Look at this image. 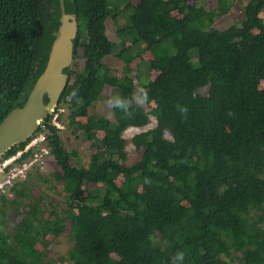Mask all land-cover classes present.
<instances>
[{"label":"trees","instance_id":"trees-1","mask_svg":"<svg viewBox=\"0 0 264 264\" xmlns=\"http://www.w3.org/2000/svg\"><path fill=\"white\" fill-rule=\"evenodd\" d=\"M213 1L64 0L78 34L58 104H68L67 128L88 143L89 161L45 120L64 202L27 199V183L0 193V264H61L46 259L44 240L62 226L72 242L62 260L72 264H264V0ZM236 1L240 23L205 28ZM58 4L0 0V122L46 63ZM110 7L118 42L106 35ZM108 56L125 63L121 73L111 74ZM137 59L149 113L134 101ZM106 96L113 120L91 109ZM149 115L155 125L132 137L140 158L127 164L123 133Z\"/></svg>","mask_w":264,"mask_h":264},{"label":"rangeland","instance_id":"rangeland-1","mask_svg":"<svg viewBox=\"0 0 264 264\" xmlns=\"http://www.w3.org/2000/svg\"><path fill=\"white\" fill-rule=\"evenodd\" d=\"M116 1V0H115ZM213 0H203L204 3L210 2ZM210 5H213L215 8L216 4L215 1L211 2ZM241 2L236 1L233 5L230 7V11L226 14H221L214 18L213 23L209 24L207 23L205 25V28L213 27L216 29H226L227 27L240 23V20L242 19L241 15ZM113 7L109 8V11L107 12V19H106V35L108 36L109 40L112 42H118V39L116 37V30L118 28V25L115 23L112 13ZM118 20L117 21H123L124 15H117ZM245 47L244 45H242ZM132 51V50H131ZM78 54H82V48L80 47L78 49ZM139 61V67L133 62L130 65L131 72L129 73L132 77H137L140 74L138 85H136L134 90V101L142 106L146 112H150L151 107L146 103L143 102V99L140 95L142 89L140 87L139 82H142L147 79L146 74V65L145 62L142 60L137 59ZM75 61H73V64L71 66V69L74 65ZM103 63L111 69L112 75H117L118 73H121L124 70L125 63L120 60L119 58H116L114 56H108L103 59ZM79 67H82V61L79 62ZM207 87H204L200 90L201 93H205ZM264 88V84L262 86ZM114 99L110 96H106L104 98H101L97 100L93 107L91 108L96 114L100 116H104L109 120H113V114H112V106H113ZM64 116L62 117L63 120H66L71 114V111L69 107L67 109L63 110ZM150 122L147 126L143 128H128L124 131L123 137L125 139V150L127 152V164L135 163L139 160L140 156L139 153L136 151L134 145L131 142L132 137L139 132L146 131L150 128H152L155 125V119L149 115ZM68 119L64 123L68 126ZM42 124H40L41 126ZM60 137L62 138L66 148L68 149H75L78 157L80 158L81 165H86L89 161V154H90V148L88 146V143L80 142L81 140H78L74 138L70 134V130L68 128H65L64 131L60 132ZM166 137L170 138L169 134L166 133ZM52 157V156H51ZM53 158V157H52ZM53 162H51V159H49L47 166L45 167L43 174L45 175V178L47 181L39 180V177L36 176V174L31 175L29 179H27V185L32 184L29 186V190L27 189V185L24 187L25 194L28 196L27 199H36V197H43L44 200H41L40 204L47 205L51 199L55 200V204L57 205L56 208H62L60 204L64 202L63 197V186L59 183H56L54 179L51 177L53 172ZM24 186V185H23ZM10 191H7L6 194H9ZM27 199L25 200V204L27 203ZM45 201V202H44ZM27 207L25 205H22L19 211H26ZM13 211V210H12ZM59 211V210H58ZM14 215L11 213V215ZM51 215L53 213L51 212ZM54 216V215H53ZM22 219V215L19 216L16 221H19ZM62 230H57L55 233L48 234L44 240V242L48 243V255L46 259H52L53 261L57 262L59 261L61 264H72L70 261H63L62 257L71 249L72 242L69 240V232H68V226L64 227L62 226ZM43 246L46 247L44 244Z\"/></svg>","mask_w":264,"mask_h":264},{"label":"water","instance_id":"water-1","mask_svg":"<svg viewBox=\"0 0 264 264\" xmlns=\"http://www.w3.org/2000/svg\"><path fill=\"white\" fill-rule=\"evenodd\" d=\"M58 14V25L52 32L42 71L33 83L26 85L30 90L28 96L20 97L19 103H15L0 122V158L39 129L55 110L66 88L74 61L78 20L75 13L65 11L64 0H59Z\"/></svg>","mask_w":264,"mask_h":264},{"label":"built area","instance_id":"built-area-1","mask_svg":"<svg viewBox=\"0 0 264 264\" xmlns=\"http://www.w3.org/2000/svg\"><path fill=\"white\" fill-rule=\"evenodd\" d=\"M56 117L57 114L54 115L52 123L64 131V125L57 123ZM49 158L50 148L47 144L46 132L33 135L14 154L0 159V193H6L16 184L24 182L35 171L43 172Z\"/></svg>","mask_w":264,"mask_h":264},{"label":"clouds","instance_id":"clouds-1","mask_svg":"<svg viewBox=\"0 0 264 264\" xmlns=\"http://www.w3.org/2000/svg\"><path fill=\"white\" fill-rule=\"evenodd\" d=\"M69 79V78H68ZM142 91L144 92V90L142 89ZM72 95L73 96H75L76 95V93H75V91L72 93ZM143 102H145L146 100H147V95H146V93L144 92V95H143ZM116 107H120V108H123L124 107V104L122 103V102H120L119 100H117L116 101V105H115ZM67 107H68V104H66V103H63V102H61L60 104H57V106H56V108H55V110L53 111V113H51V114H49V117L47 116V118H48V120H47V118L45 119V120H47L48 121V125H50V126H52L54 129H56V130H58V134H60V132H62L59 128H57V126L55 125V124H53L52 123V119H53V117H54V115L55 114H57L58 115V117H56V122L57 123H59V124H62V125H64V127L65 128H67V125L64 123L65 121H67V119L68 118H66V120H63L62 119V117L64 116V112L61 110V109H63V110H65V109H67ZM180 111H181V114L182 115H184V113H186L187 111H188V109H187V107H182L181 109H180ZM54 120V119H53ZM45 122V121H44ZM44 122L42 123V125L39 127V129H41L42 128V126H43V124H44ZM39 129L34 133V134H32L28 139H27V141L33 136V135H35V134H37V133H39V132H46V139H47V135H48V131H47V129L46 128H43L42 130H40L39 131ZM39 131V132H38ZM26 141V142H27ZM26 142H24V143H22V144H26ZM47 144H48V142H47ZM23 145V146H24ZM49 146V145H48ZM50 148V147H49ZM15 152H16V150H15ZM14 152V153H15ZM13 153V154H14ZM12 155V154H11ZM8 156H10V155H8ZM8 156H6V154L4 155V156H2L1 158H4V157H8ZM0 158V159H1ZM49 159H51V162H53L54 161V159L51 157V153H50V158ZM40 173H43V172H38V171H35L34 173H32L31 175H33V174H36V176L38 177V175H43V174H40ZM30 175V177H32ZM29 177V178H30ZM28 178V179H29ZM27 183V180H25L24 182H21V183H18V184H16V185H24V184H26ZM15 185V186H16ZM176 259H180L181 261L183 260V253H178L177 254V256H176Z\"/></svg>","mask_w":264,"mask_h":264},{"label":"crops","instance_id":"crops-1","mask_svg":"<svg viewBox=\"0 0 264 264\" xmlns=\"http://www.w3.org/2000/svg\"><path fill=\"white\" fill-rule=\"evenodd\" d=\"M25 185V184H24Z\"/></svg>","mask_w":264,"mask_h":264}]
</instances>
